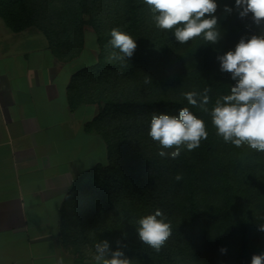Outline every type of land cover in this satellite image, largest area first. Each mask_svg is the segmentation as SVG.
I'll return each mask as SVG.
<instances>
[{"label": "trees", "instance_id": "16d2710c", "mask_svg": "<svg viewBox=\"0 0 264 264\" xmlns=\"http://www.w3.org/2000/svg\"><path fill=\"white\" fill-rule=\"evenodd\" d=\"M216 2L219 42L180 44L171 31L155 27L143 0H0V15L14 32H42L64 63L82 54L86 23L98 37L97 60L68 85L71 108L98 106L86 130L108 149V163L81 176L64 202L63 235L77 264L93 258L103 240L112 250L121 241L131 264H251L254 254H264V232L258 230L264 223V153L225 143L210 116L183 95L210 87L211 109L235 84L220 70L218 55L233 50L241 37L264 36V25L239 17L235 0ZM113 28L136 40L131 58H109L118 52L109 44ZM181 107L205 121L208 138L175 160L161 158L148 135L151 115L176 114ZM157 208L172 229L159 252L136 230L137 220Z\"/></svg>", "mask_w": 264, "mask_h": 264}, {"label": "crops", "instance_id": "0c3cea01", "mask_svg": "<svg viewBox=\"0 0 264 264\" xmlns=\"http://www.w3.org/2000/svg\"><path fill=\"white\" fill-rule=\"evenodd\" d=\"M81 55L64 63L42 32H14L0 15V264H77L64 202L81 176L108 163L106 143L86 130L98 106L68 101L70 81L89 66L78 67Z\"/></svg>", "mask_w": 264, "mask_h": 264}, {"label": "clouds", "instance_id": "9594fccd", "mask_svg": "<svg viewBox=\"0 0 264 264\" xmlns=\"http://www.w3.org/2000/svg\"><path fill=\"white\" fill-rule=\"evenodd\" d=\"M143 3L149 6L155 27L171 31L180 44L197 38L205 44H216L221 39L216 0H143ZM235 9L241 19L250 17L256 26L264 25V0H235ZM224 11L230 14L233 9L225 5ZM110 35L109 44L118 52H112L109 58L121 61L131 58L137 48L136 40L118 28H113ZM217 59L220 70L230 73L235 81L230 94L217 98L211 109L210 87L183 95L189 105L210 116L216 135L225 143L264 153V36L241 37L233 50L218 55ZM148 135L158 142L161 158L175 160L185 149H197L208 138V131L202 118L189 107H181L176 114L153 112ZM181 179L178 173L175 180ZM136 223L140 241L156 252L172 234L171 224L160 208ZM258 230L264 232V223L259 224ZM121 249V241H117L116 250L111 249L107 240L96 243L95 264H131ZM220 252L226 253L227 249L222 247ZM57 264H64L63 259ZM251 264H264V254H254Z\"/></svg>", "mask_w": 264, "mask_h": 264}, {"label": "rangeland", "instance_id": "374dc122", "mask_svg": "<svg viewBox=\"0 0 264 264\" xmlns=\"http://www.w3.org/2000/svg\"><path fill=\"white\" fill-rule=\"evenodd\" d=\"M85 18L87 21L88 17H85ZM33 29H35V28H33ZM84 33H85V37H84L85 47H84V50L82 52L81 58L77 61L78 67H81L82 65H91V64L95 63V61H96V60H94L95 56L92 52H93L94 48L96 49L97 52L99 50L98 37H97V34H96L94 27L91 24L86 23L84 26ZM81 264H95L94 257L84 261Z\"/></svg>", "mask_w": 264, "mask_h": 264}]
</instances>
